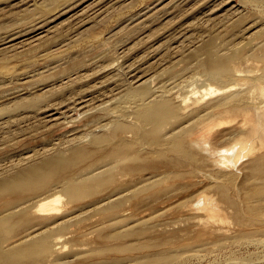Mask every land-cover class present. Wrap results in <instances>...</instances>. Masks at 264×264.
<instances>
[{"label": "bare ground", "instance_id": "1", "mask_svg": "<svg viewBox=\"0 0 264 264\" xmlns=\"http://www.w3.org/2000/svg\"><path fill=\"white\" fill-rule=\"evenodd\" d=\"M97 1L102 3V1L105 0ZM97 1L94 2L100 3ZM219 1L221 2L220 4L217 2L219 8L232 4V0ZM94 2L91 0H80V4L87 3L88 6H93ZM182 3L184 4V2ZM217 3L212 4H214L213 7L216 5L215 7L218 9ZM176 4L174 5L176 6ZM206 4V6L201 2L199 4L203 17L206 18V20L217 18L214 17V13L217 9L215 8L213 11L208 12L209 4L207 2ZM77 5L78 4L75 6ZM234 5L235 4H233V7ZM93 7V9L96 8L95 5ZM183 7V9H185V6ZM86 8L87 7L84 9H91V7ZM84 9L81 11L84 12ZM174 9H171V11L173 12ZM167 10H169V8ZM231 10L234 12L233 9ZM180 11L182 10L178 12ZM89 12H91V10ZM178 12L176 10V14ZM140 13L143 14V12ZM173 13L172 15L175 14ZM141 16L142 15H140V17ZM224 16L222 15V17ZM80 17H82V14ZM140 17L139 19L141 20ZM142 17L146 18V15ZM152 17L155 18L154 16ZM152 17H148V19L145 21L142 20L141 22L139 20L135 25L140 24L139 26L141 27L145 25L144 27L147 28V24L151 25V22L153 23V21H151L153 19ZM261 19L263 21V18ZM149 20L151 22H149ZM145 22L148 23L145 24ZM174 30H176V28H174ZM169 32L171 33L172 31ZM263 33L264 23L260 25V34ZM178 39L179 36L176 37L175 35H171L166 42L163 41V43H159L160 45H155L157 47L154 46L151 51L152 53H157L158 57L168 58L171 51L178 53L179 47L184 45L185 41L180 42ZM245 41L246 39L239 43L229 44L226 47L227 52H221L218 46H216V43L211 39L210 41L200 44L191 52V55L196 56L199 60L197 70L203 74L202 76L209 80V82L212 81L220 84H225L226 82L227 84V87H225V85L223 86L224 90L222 91L223 93L225 92L226 95L228 94L227 96L224 95V98L215 102H212L211 99L210 102L206 100L207 103H209L206 105L203 104L204 106L198 110L194 109L200 106L194 107L193 111L187 113L190 107L189 100L184 98L183 95L181 96L183 98H181L178 94L179 92H174V90L179 91V87H177L179 84L176 86L177 88L174 89L173 83H170L172 79L174 81L175 76L174 78L172 76L170 79L166 78V80L159 83L157 82L158 84H156V81L152 78L156 85L159 86L160 84V86L155 89L153 87L156 86H152L154 83H151V76H149L148 79L146 78V80L140 78V76L137 75V63H131L129 65L131 62L129 61L126 65V57H123L124 59L126 58L125 62L124 60L119 61V57L117 61L120 62L121 65L124 63L125 66L129 65L127 67L129 70H127L136 76L138 80H136L137 83L131 84L133 82H122L123 80L120 79L119 75L113 73L108 74V72L107 75L104 76L101 72V74L96 75L97 69L96 71L93 69V71L90 72L91 75H89L87 72L91 71V67H94L99 61V57H96L98 61L90 60L91 62L87 63L85 66L77 68L73 73L70 72L69 75L60 79V81H66L64 84L70 89L62 98L46 102L43 106H40L37 111H18L16 115L8 113V115L0 118V126H9V128L15 129L18 120L26 121L28 119H35V121L39 120V122H41L42 119L45 120L46 116L43 118L40 115L43 114L44 116L46 107V109L49 110L51 109V107L48 108L49 106L55 105L56 108V105L59 104L57 107L64 106L65 103L68 107H75L74 103L67 104L68 101H71L73 98L82 97L80 100H83L90 96L91 98L89 99L92 101L90 103L91 106L93 100L98 99L101 101L100 104L97 102L99 104L98 106L93 104L96 107H90L88 103L90 100H86L87 102L85 101L87 103H85L86 106L88 105L89 107H86V110L84 109L85 113L83 112L84 116H82L84 118L79 123L82 124V122H84V125L78 127V130L83 127V132L80 131L81 133H77L76 136L73 134L75 137H65L67 131L70 130L68 129L66 133L62 131V135L64 134L63 138L56 139L53 138V136H47L45 143H40L41 145L43 144V146H40L42 148L25 150L21 154L20 161L21 163L24 161L26 164L22 163L15 171L11 172L13 174L0 179V227L3 224L14 223L21 220L22 222L51 221L53 217H48V215L55 214L59 211L57 204L61 201V198L57 195L58 192L64 193L70 203L74 205L80 204L83 193L94 192L95 194H99L96 200L91 202L88 201L86 204L81 202L85 205L78 210L79 212L75 210V213H71L69 216L68 213H66L68 217H65L67 219H63V221L66 223L70 221V219L73 220L76 218L77 214H88V212L92 210H97L105 216L109 223L107 224L109 227L118 225L121 227L120 225L123 222L133 219L147 222L152 229L156 220H160L164 217V221H166L165 217H171L173 220L178 219L179 221H183V229L184 226H186L184 230H181V232L177 231V233L181 234V236L182 234L192 236L191 239H188L195 240L194 243L197 244L199 248L209 244L208 240L216 236L218 232H220V234L222 233L223 236V233H225L227 231L226 229L229 227L230 230L245 232V224L249 222L246 223L248 220L247 216L252 217L255 225L258 224L257 227L260 230L263 227L260 225L259 228L260 218L264 221V37L263 39L261 37L260 41L253 42V44L250 43V41L249 43ZM173 44H178L174 47L175 49L172 48ZM151 46L153 47V45ZM249 52V55H253L254 53L255 56L259 58L260 76H256L257 71L254 73V70L251 72L255 75H250L251 72L249 76L247 74H241L244 72L240 71L236 66L235 62L237 63V60L234 62L235 59H245V56H247L246 54ZM251 52L253 53L251 54ZM101 56H103V54ZM113 58L111 59L112 61L110 60L109 62H113L115 65L118 62L115 59L114 61ZM159 59L161 58L159 57ZM250 61L255 62L253 58ZM250 61L245 60V63L250 65ZM74 62L79 61L75 60ZM240 62V65L245 64L244 61ZM111 64L112 63H110V65ZM107 65L110 66L109 63ZM117 65H119V63ZM255 65L257 66V63L253 64V66ZM99 66L100 65H98V69H100ZM256 66L255 70H257ZM243 67L244 66H241V69ZM111 68L113 67H110V69ZM149 68L151 69V67L148 66V71L150 70ZM106 69H108V67H106ZM248 69V71H250L254 69V67ZM145 70L147 71V66ZM84 71L86 72L84 73ZM99 71L100 70H98V72ZM93 72L94 74H92ZM90 76L92 78L89 80L90 82H88L86 79L90 78ZM160 76L156 77V79L159 80L161 78ZM122 77L123 76H121V78ZM232 78H236L238 80L237 83H241L240 81H249L248 84L243 82L246 86H251V84H253V82L250 83V81L260 80V92L259 90H257L259 93L256 91V93H258L257 98H254L257 94L253 92L256 89L253 87L250 89V86H247L249 90H245L244 88L246 86L243 85V88L241 87L242 85L238 83L241 89L236 86V84L232 83L234 81H232ZM202 79L201 81H205V79ZM229 80H231V83L235 86L228 85L227 82ZM177 81L175 82L176 84ZM198 81H200V79ZM150 83L151 86H145L150 85ZM168 84L171 87L170 90L164 87ZM184 84L182 83V86H184ZM256 84H253V86ZM186 85L187 84H185V86ZM198 86L200 87L201 85ZM198 86H196L197 89L203 91L201 89L203 87L201 86V88H199ZM187 87H185V89ZM204 87L207 91L209 90L210 94H208L212 97V93L214 94L216 90L207 88L206 85ZM234 89L237 91L232 92L231 90ZM217 91L219 90L217 89ZM113 92L116 94H114L112 99L111 97L109 99L106 95L112 94ZM251 92L255 94L254 97H252ZM191 94L192 93H190V95ZM105 96L108 97L107 100H105ZM196 96H198V94ZM203 97L204 96H202V98ZM202 98L200 99L202 100ZM77 101L78 100H76V102ZM199 103L200 102H198V105L201 104ZM66 106L64 107L67 108ZM58 109H60V107L57 108L56 111ZM63 110L65 109L63 108ZM69 110L71 111L72 109L70 108ZM0 111L5 112V109L3 108ZM61 111L62 110H60L61 114L65 113ZM53 112L55 113V111ZM45 115L48 116V114ZM65 115L66 114H64V116ZM67 115L69 116L70 114ZM130 115L136 118L135 123H132L134 121L130 120V118H132ZM40 117H42V119ZM64 118L65 117L62 119L66 124L72 120L73 122L76 121H74V119L69 121L70 116L68 117V121L67 119L64 120ZM46 119L48 120V118ZM50 119L52 120L53 118ZM127 119H129V121ZM78 121L79 119L77 118V122ZM51 122L53 123V121ZM38 124L40 125V123ZM45 124L47 123L45 122ZM68 127L71 128V126ZM68 127H62V129H67ZM68 134L69 132L67 135ZM59 136H61V134ZM87 137L90 139V145H84V143L87 142L85 141V139H88ZM41 151H43L44 154ZM40 152L43 155L40 154L41 156H39ZM168 154H172L173 157H168ZM93 157L94 161L91 160L90 163H86L85 166L72 172L68 171L80 162H87ZM178 157L182 158V162H178ZM184 163H188V167H191L188 168V171L181 172L177 170L179 174L174 172L176 167H182ZM157 164H160V167L156 166ZM194 164H204L208 166L210 170L204 166L209 172L207 171V173H203L204 175L201 174V176V171L200 173L198 171L199 168L196 169L197 167L191 166ZM170 176H174L176 179L172 180ZM52 177L59 181L52 184L50 181ZM164 177H168V180L170 178L173 184H171L168 189H159L160 186L165 184L161 182ZM163 182L168 181L163 179ZM97 186H100L101 189H97ZM32 189L39 192L37 196L39 199L36 197V201L30 200L24 202L22 201V197H15L20 191L26 192ZM191 189L193 193L190 196L186 195V192ZM170 195L175 197L172 196L173 198H170ZM3 199L5 201L4 207ZM144 199H150L151 203L148 206H143L145 202ZM70 210L72 209L70 208ZM30 214L31 217L35 216L36 219L35 217L34 219L29 218ZM228 221L229 223L235 222L237 226H230L232 223L225 224V222ZM61 223L63 224V222ZM51 224L54 226L55 222L52 221ZM42 225L44 224H33V227L25 231V233L27 232L25 235L16 240H14V237V241L7 242L6 245V242L4 243L1 240L0 264H22L24 259L35 257L36 254L34 252L38 253L41 251L40 255H42L50 246L53 248L52 251H50L51 253L48 252L43 254L40 261L47 258L51 259V257L54 255L56 256L59 251L61 252L64 247L60 246L61 241L59 242L56 237L54 238L52 236V238L44 235L45 230L43 229L44 232H41L42 228L40 226ZM55 225L57 226V224ZM174 225L178 226V224ZM253 227L254 230L253 228L251 229V234L252 231H255V226ZM249 228L250 227H248L247 230ZM127 229L129 231L127 236L130 237L137 236L140 233H149L145 228L137 229L136 225H130ZM258 229L256 228L257 233L259 231ZM260 231L262 232V229ZM194 232L195 234H193ZM227 233H225V235ZM239 233L238 235H235V233L233 234L235 236H240ZM242 234L241 236H243ZM116 238V234L115 237L102 235L100 237V243L103 244L101 245L102 247L87 252V255H96L110 249L113 251L115 248L111 245H113ZM143 239L146 240V237ZM230 239L228 240L232 243ZM38 242H40V246H37ZM88 248L89 247L85 249L87 250ZM79 250H81V247ZM50 263L48 262V264Z\"/></svg>", "mask_w": 264, "mask_h": 264}, {"label": "rangeland", "instance_id": "2", "mask_svg": "<svg viewBox=\"0 0 264 264\" xmlns=\"http://www.w3.org/2000/svg\"><path fill=\"white\" fill-rule=\"evenodd\" d=\"M91 1L94 2L97 0ZM209 1L210 0H178V2L177 0H105L102 1V3L100 1H97L100 3L94 2L93 6L95 5L96 8L93 9V6H88V2L80 4V0H0V110L3 108L5 109V112L0 111V118L8 115V113L16 115L18 111H37V109H39L40 106H43L46 102L62 98L70 89L66 84H64L66 81L63 82L60 81V79L69 75L70 72L73 73L77 68L85 66L92 60L96 61V57H99V61L97 60L98 63L95 64L96 66H92L93 68L91 67V71L87 72L89 75H91L90 72H92L93 69L94 71L97 69L95 73L96 75L102 73L104 76L107 75V72L108 74L113 73L119 75L120 79L123 80L122 82L127 81L128 83L133 82L131 84H134L137 83L136 76L128 71L129 69L127 67L131 63H137V75L144 80L151 76L152 84L155 81V83L158 84L159 82L166 80V78L170 79L172 76L173 78L175 76L178 81L174 78V81L172 79L170 83H173L174 89L177 87L180 88H178L179 91H175L172 88L174 92H179L178 94L180 97L183 95L184 98L189 100L190 107L187 113L193 111L194 107L196 108V106L200 107L194 110L200 109L202 106L208 104L210 99L212 102H215L224 98L228 95H226L225 92H222L224 90L223 86L225 85V87H227L226 82L225 84L215 83L212 81L209 82V80L202 76L203 74L197 70L199 60L196 56L191 55V52L200 44L210 41L211 39L216 43V46H218V49L221 52H227L226 47L229 44L239 43L245 39L246 43H249L250 41L252 44L253 42L255 43L260 41L261 37L263 39L264 33L260 34V25L264 23V0H232V4L230 6H222L221 8H219V4L221 3L219 0H214L215 2L213 0L210 2ZM182 2H184V4ZM200 2L204 3L205 6L207 5L206 2L209 4L208 12L213 11L216 8V5L214 7L213 5L218 2V9L216 8L218 11L216 10L217 13L216 11L215 13L213 12L214 17L217 18H213V20H206V18H204L201 14V9L199 8ZM76 4L79 6H75ZM174 4H176V6ZM233 4H235L234 7ZM183 6H185V9H183ZM85 7H91V9L88 8V10H85ZM168 8L170 11L167 10ZM82 9H84L86 12L84 10V12H82ZM89 9L91 12H89ZM171 9H174L173 12L175 14L171 11ZM231 9H233L234 12H237L234 13ZM176 10L177 12L179 10L182 11L178 12L179 14H176ZM140 12H143V14ZM139 13L142 16L146 15V18H143L142 16L140 17ZM172 13L174 15H172ZM81 14L82 17H80ZM224 14L227 16L225 17ZM138 15L141 20L139 17L137 19ZM222 15L224 17H222ZM148 17L153 18L151 20L153 23L150 20L149 22H151V25H148V22H145V24H147V28L144 27L145 25L142 27L139 26L140 24L135 25V23H138L139 20L140 22L142 20L145 21L148 19ZM261 18H263V21ZM174 28H176V30H174ZM169 31L172 32L170 33ZM171 35H175L176 37L179 36L178 40L180 42L185 41L184 45L179 47L178 53L171 51L168 58H162L159 56L162 59L161 60L159 59L158 54L152 53L151 50L155 45H158L159 43L161 44L163 41L166 42L167 39L171 37ZM151 45H153V47ZM177 45L178 44H173L172 48L175 49L174 47ZM252 53L253 52H251V54ZM102 54L103 56H101ZM249 54L250 52L246 54L247 56H245V59H235L234 62L237 60V63L235 62L236 66L240 71L244 72H240L241 74H247L249 76V73L254 70V73L257 71L256 76H260V61L258 63L259 58H257L254 53L253 55ZM123 57L127 58H125L127 60L126 62ZM112 58L116 61L117 58L119 61L124 60L126 65L129 61L131 62L128 66H125V63L121 65L118 61L117 62L119 65H117L118 63L114 65L113 62H109ZM247 58L249 61L252 58L255 60V62L250 61L249 63L252 66L253 64L257 63V66L255 65L257 70H255V66H253L254 69H252V66L248 65V63H245V60L248 61ZM75 60H78L79 62H74ZM240 61H244L245 64L243 63L244 65H240ZM108 63L109 65L110 63L112 64L108 66ZM98 65H100V69H98ZM146 66L147 71L145 70ZM148 66L151 67L152 70L149 68L150 70L148 71ZM241 66H244L246 69L244 67L241 69ZM106 67H108L109 70L106 69ZM110 67H113L111 68L112 70ZM247 67L252 70L248 71L249 69ZM98 70L100 71L98 72ZM85 72L86 71H84V73ZM128 72H130L132 75ZM144 73L148 74L146 75ZM254 73L251 72L250 75H255ZM92 74H94V72ZM159 74L164 76L162 77ZM121 76L123 77L121 78ZM155 76H160L161 78L158 80ZM201 76L206 82L201 81ZM91 78L92 77L90 76V78L86 80L90 82L89 80ZM199 79L200 81H198ZM175 80L177 81V84L175 83ZM232 81V83L236 84V86L239 84H241V87L243 88L246 86V84H243L245 81H240L241 83L238 82L239 84L237 83L238 80L236 78H232ZM248 82L245 83L248 84ZM252 82L253 84L257 83V86L254 85V87L253 84H251V86H247H250V89H252L251 87L256 89H253L254 91L251 90L257 94L256 97H254L255 94L253 92H251V95L252 97L257 98L258 93L260 92V80L250 81V83ZM151 83L150 85L145 86H151ZM155 83L152 86H156L153 87L156 89L160 86V84L158 86ZM182 83L187 85L185 86L184 84V86H182ZM227 83L230 86H235L231 83V80H229ZM169 84L164 86L165 88L167 87L168 90L171 88V84L170 86ZM198 85H201L203 88H201V86L199 87ZM205 85L207 88H213L216 90L214 94L212 93V97L211 95L209 96V90L207 91V89H204ZM196 86L201 88L203 91H199ZM247 86L244 88L245 90H249ZM185 87L188 89H185ZM238 87L241 88L240 86ZM235 88L239 89L237 87ZM217 89L219 91H217ZM257 90H259V92ZM231 91L234 92L237 90L234 89ZM256 91L258 93H256ZM190 93H192L193 96L192 94L190 95ZM114 94L116 93L113 92L112 94H108L106 96H108L109 99L110 97L112 99ZM197 94L199 97L196 96ZM202 96L206 97H203V99ZM108 97H106L105 100H107ZM77 98H73L71 99L72 102L69 100L71 103L69 101L67 103H74L75 107H68V105L66 106V103L64 106L67 108L62 105L59 106L60 109L57 111L56 109L59 108L57 107L59 104L56 105V108L55 105H53L54 107L49 106L48 108L51 107L49 110L46 109V107L44 110V116L43 114L40 116L43 118L46 116L49 121L46 118L45 121L42 119V117H40L42 119V124L39 122V120L35 121V119H28L26 121L18 120L16 122L17 125L15 126V129L9 128V126H0V179L7 175L13 174L11 172L15 171L19 166H21L22 163L26 164L24 161L21 163V154L25 150L42 148L40 146H43V144L41 145L40 143H45L47 136H53V138L56 139L63 138L64 134L62 135V131L63 133H66L68 129H70L67 131L69 134L67 135L66 133L67 136L65 135V137H75L80 131L83 132V127L79 130L78 127L84 125V122H82V124L79 123L84 118L82 116H84L86 107H89L88 105L86 106V102L89 101V98L91 97L89 96L87 99L84 98L83 100H80L82 97L78 99ZM200 98H202V100ZM76 100L78 101L76 102ZM206 100L209 102L207 103ZM81 102L83 103V106ZM91 102V100L88 102L89 105ZM97 102L100 104L101 101L98 99L93 100L92 106H98L99 104ZM198 102L201 104L199 103L200 105H198ZM92 106L90 105V107ZM62 107L65 110H63ZM70 108L72 109L71 111L69 110ZM60 110H62L61 112H65L64 114L66 115L70 114L69 121L71 119L76 121L73 122L72 120L71 122H67V125L62 118L65 117L64 120L67 119L68 121L69 116L67 115V117L66 115L64 116L63 113L61 114ZM53 111H55V113ZM45 114H48V116L53 119L51 120ZM130 116L132 117L130 118L128 116L130 120L134 121L132 123H135L136 118L133 115ZM76 117L79 119L78 122ZM127 120L129 121V119ZM51 121H53V123ZM45 122L47 124H45ZM38 123H40V125ZM68 126H71V128ZM42 127L45 129V131ZM62 127L68 128H65V130L62 129ZM60 134L62 137L59 136ZM87 138L89 139V137ZM88 139H85L87 142H85L84 145L91 144L90 139ZM41 152L44 154L43 151ZM41 152L39 153V156H41ZM168 157L172 158L173 156L172 154H168ZM178 158V162H182V158ZM91 160L94 161V157L90 158L87 162H80L78 165L73 166L68 171L72 172L76 169H79L85 166L86 163H90ZM159 165L160 164H157L156 166L160 167ZM191 166H194L195 168L197 167L196 169L199 168V173L201 171L200 175H204L209 169L208 166L204 164H194ZM204 166H206L208 169ZM188 168L191 167H188V163H184L182 167H176L174 172L178 173L177 170L186 172L188 171ZM163 179L168 182H163ZM163 179L161 182L162 184H165H163L164 186L161 184L162 186H160L159 189L170 188V185L173 184L172 180L176 179V177L172 176V180L170 178L168 180V177H164ZM50 181L52 184H54L59 180H56L52 177ZM97 187V189H101L100 186ZM192 193L193 190L191 189L186 192V195L190 196ZM38 195L39 192L32 189L31 191L26 192L20 191L15 195V197H22V201L26 202L30 200L36 201L39 199L37 197ZM57 195L61 198V201L57 204L59 211L55 214L53 213L48 215V217H53L51 221L22 222L21 220L14 223L11 222L9 224L1 225L0 241L2 240L4 243L6 242L5 245L7 242H12L25 235L27 233H25V231L33 227V224H44L40 226L42 228L41 232H44L45 230L44 235L58 238L59 242L61 241L60 246H64L61 252L59 251L56 256L54 255L51 257L52 260L47 258L43 261H40L43 254L52 251L53 248L50 246V248H47L42 255H40L41 251L38 253L34 252L36 254L35 257L24 259L22 264H48V262H51L50 264H264V221L261 220V218L259 228L260 225L263 226L261 228L262 232L260 231L261 229H258V224L255 225L252 217L247 216L248 220L246 223L248 221L249 222L245 224V232L234 231L232 229L230 230L229 227L226 229L227 231L225 230V233L228 232L226 235L223 233L222 236V233L220 234V232H218L216 236L208 240L209 244L199 248L197 244L194 243L195 240L188 239H191L192 236L184 234L181 236V234L177 233V231L181 232V230H184L186 226H184L183 229V221H179L178 219L173 220L171 217H165L166 221L169 219L167 222L164 221V217L161 218L162 220H156L152 229L147 222L136 221L133 219L123 222V225H120L121 227H119V225L109 227V225H107L109 223L107 222L105 216L97 210H92L88 212V214H77L76 218H72L73 220L70 219V221L67 220L68 222L65 223V221H63V219H67L65 217H68L71 213H75V210H80V208H82L86 202L88 203V201L91 202L96 200L99 194H95L94 192L83 193L80 204H76L78 207L70 203L69 199L64 193L58 192ZM170 196V198L175 197L173 195ZM36 197L37 199L35 200ZM144 201L145 202L143 206H148L151 203L150 199H144ZM81 202H84L85 204H82ZM4 206L5 201L3 199V207ZM70 208L72 210H70ZM66 213H68V216H66ZM34 217L35 216L31 217L30 214L29 218L34 219ZM52 221L55 222L57 226L55 224L53 226V224H51ZM59 221L63 222V224ZM173 223L178 224L179 227ZM231 223L232 225L230 226H237L235 225V222H225V224ZM98 224L100 226L103 225L104 227H100ZM130 225H136L137 229L145 228V230L149 231V233H140L134 237L127 236L129 234L127 227ZM253 226H255V231H252L251 234V229L253 228L254 230ZM248 227L250 228L247 230ZM256 228L260 231V233L259 231L257 233ZM236 232H240V236H235L236 234L238 235ZM233 233H235V235ZM115 234L117 238L113 242V245H111L115 248L113 251L110 249L96 255H87V252L95 250L98 247H102L101 245L103 244L100 243V237L102 235L115 237ZM193 234H195V232ZM232 234L235 237H233ZM241 234L243 236H241ZM145 237L146 240L143 239ZM228 239L232 240V243ZM82 245L85 248H91L86 250L82 247ZM37 246H40V242H38ZM80 247L81 250H79Z\"/></svg>", "mask_w": 264, "mask_h": 264}]
</instances>
